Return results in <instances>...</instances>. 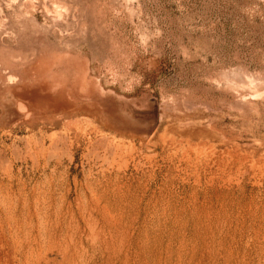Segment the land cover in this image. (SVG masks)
Returning a JSON list of instances; mask_svg holds the SVG:
<instances>
[{"label": "rangeland", "instance_id": "obj_1", "mask_svg": "<svg viewBox=\"0 0 264 264\" xmlns=\"http://www.w3.org/2000/svg\"><path fill=\"white\" fill-rule=\"evenodd\" d=\"M88 263L264 264V0H0V264Z\"/></svg>", "mask_w": 264, "mask_h": 264}, {"label": "bare ground", "instance_id": "obj_2", "mask_svg": "<svg viewBox=\"0 0 264 264\" xmlns=\"http://www.w3.org/2000/svg\"><path fill=\"white\" fill-rule=\"evenodd\" d=\"M8 225V224H7ZM7 225H6V227H7ZM9 227V226H8ZM10 228V227H9ZM92 228V227H91ZM13 230V229H12ZM92 230V229H91ZM25 232V231H24ZM139 232V231H138ZM12 233H15V232H12ZM92 233H94L95 234V232H93L92 231ZM25 234V233H24ZM111 234V233H110ZM14 236V235H13ZM96 237V236H95ZM13 238H11V240H12ZM94 239V238H93ZM15 239H13V241H14ZM69 240V239H68ZM93 241V240H92ZM15 244V243H14ZM16 244H17V242H16ZM15 244V245H16ZM39 246V245H38ZM101 246H102V244H101ZM20 248V247H19ZM144 248V247H143ZM96 251V250H95ZM114 252H116L115 250H113ZM48 253V252H47ZM51 253V252H50ZM142 253V252H141ZM14 255V254H13ZM26 255V254H25ZM126 255V254H125ZM47 256V255H46ZM133 256V255H132ZM99 257V256H98ZM125 257V256H124ZM41 258V257H40ZM78 258V257H77ZM96 258V257H95ZM134 258V257H133ZM115 259V258H114ZM116 260V259H115ZM49 261V260H48ZM83 262V261H82ZM136 262V261H135ZM12 263H14V262H12ZM33 263V262H32ZM89 264V263H88Z\"/></svg>", "mask_w": 264, "mask_h": 264}]
</instances>
